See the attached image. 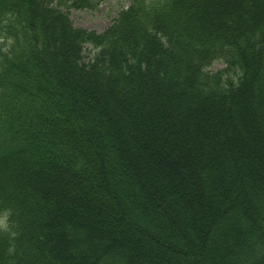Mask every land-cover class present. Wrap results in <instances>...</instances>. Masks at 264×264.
Segmentation results:
<instances>
[{
	"label": "trees",
	"instance_id": "1",
	"mask_svg": "<svg viewBox=\"0 0 264 264\" xmlns=\"http://www.w3.org/2000/svg\"><path fill=\"white\" fill-rule=\"evenodd\" d=\"M127 1L0 0V264H264V0Z\"/></svg>",
	"mask_w": 264,
	"mask_h": 264
},
{
	"label": "rangeland",
	"instance_id": "2",
	"mask_svg": "<svg viewBox=\"0 0 264 264\" xmlns=\"http://www.w3.org/2000/svg\"><path fill=\"white\" fill-rule=\"evenodd\" d=\"M96 4L94 8L75 9L70 8V20L74 25L92 29V31H102L106 28L113 19L117 16L120 9L127 6V0H93ZM88 49L94 52L90 46ZM224 66L222 60H214L207 69L209 71H218ZM4 216L0 214V228L4 227Z\"/></svg>",
	"mask_w": 264,
	"mask_h": 264
}]
</instances>
